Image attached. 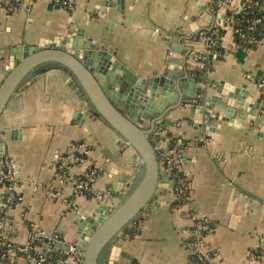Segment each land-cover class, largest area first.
Wrapping results in <instances>:
<instances>
[{"label":"crops","instance_id":"crops-1","mask_svg":"<svg viewBox=\"0 0 264 264\" xmlns=\"http://www.w3.org/2000/svg\"><path fill=\"white\" fill-rule=\"evenodd\" d=\"M67 1L68 5L60 0H21L11 10L0 3V81L10 70L11 51L23 50L21 42L55 41L64 46L69 31L76 29L87 42L96 39L99 46H111L119 61L142 76L160 72L169 56L183 60L190 70L196 64L195 54L203 52L196 32L210 27L215 19L223 20V9L215 14L212 0ZM222 27L217 45L223 52H208L210 68L200 76L189 74L200 83L201 96L196 94L166 110L168 122L158 120L153 125L151 119L137 118L141 127L153 125L151 135L160 133L156 154L161 168H165L162 155L170 138L179 136L183 141L177 165L188 174L187 201L174 205L172 188L162 187L165 193L141 210L118 238L122 242L119 250L125 254L112 251L107 244L99 254V264H200L183 243L189 234L191 221L186 211L190 209L204 211L214 223L206 241L216 251L214 259L219 264H264V256L248 259L249 249L261 244L264 236V117L253 118L264 114V85L258 83L264 81V34L255 46H240L234 41L232 25ZM175 44L185 53L171 52L170 46ZM181 69L178 66L177 71ZM66 72L58 62L39 63L22 78L0 113V173L4 164L11 165L13 188L20 194L10 205L8 189L0 185V231L5 241L15 243L28 241L37 228L58 232L63 245L71 250L58 264H75L76 260L82 263L83 257L73 251V244L79 241L74 218L93 214L101 202L116 206L135 185L143 164L134 148L119 142L118 131L100 115L74 118V112L82 108L81 101L66 84ZM214 80L227 85L223 91L244 83L247 98H260L256 112L237 109L220 123L203 121L214 130L198 129L200 116L190 117L188 110L199 96L203 104L204 99L209 101L210 107L204 111L214 109L218 115L226 111V103L215 100ZM72 142H83L89 151L84 162L69 167V175L83 173L89 164L98 170L90 195H74L72 182L55 175L56 155ZM112 171L131 179L126 191L109 192ZM166 176L171 179L168 171ZM54 249L45 244L35 248L37 252ZM8 255L6 264H36L24 255Z\"/></svg>","mask_w":264,"mask_h":264},{"label":"water","instance_id":"water-1","mask_svg":"<svg viewBox=\"0 0 264 264\" xmlns=\"http://www.w3.org/2000/svg\"><path fill=\"white\" fill-rule=\"evenodd\" d=\"M66 42L64 46L55 41L36 45L21 42L22 51H11L13 59L9 63L10 70H7L6 76L0 81V113L4 111L8 97L28 71L39 63L55 61L66 68V84L81 101L83 109H77L74 118L80 120L86 116L92 118L100 115L118 131L121 138L119 142H126L134 148L135 156L143 164V170L133 188L113 208L101 202L94 208L93 214L82 213L74 218L79 241L73 244V251L83 257L82 263L76 260L75 264H99L102 249L111 244L112 251L119 250L122 242L118 238L126 231L127 224L141 210L148 208L160 194L165 193L162 187L173 186V180L168 179L166 169L159 164L156 149L160 145V133L155 131L151 135L153 125L158 120L168 122L164 116L166 110L185 103V99L195 97L203 90L196 77L189 76L191 72L186 68L187 64L175 56L168 57V64L160 72L155 70L152 75L142 76L119 61L111 46H99L96 39L87 42L79 29L69 31ZM170 51L185 53L176 44L170 46ZM178 66L182 68L180 71H177ZM213 82L216 84L215 100L226 103V111L221 115L214 109L204 111V107L208 108L210 104L207 99H204L206 102L203 104L200 94L197 103L192 102L188 110L190 117L200 116L196 124L198 129L205 127L207 130H214L215 127L204 124L203 121L210 123L211 120H216L220 123L232 117V112L237 109L256 112L255 107L260 98L257 97L254 101L247 98L248 91L244 83L223 91V86H227L224 82ZM139 116L151 119L153 125L150 128L141 127L137 123ZM239 116L242 117L241 114ZM261 117L264 114L253 116L257 121ZM170 143L171 138L165 150L169 149ZM110 178V193L126 191L131 183V179L119 176L114 171ZM61 248L68 251L65 255L71 252L69 245L55 247L54 252ZM119 253L125 254L123 250H119Z\"/></svg>","mask_w":264,"mask_h":264},{"label":"built area","instance_id":"built-area-1","mask_svg":"<svg viewBox=\"0 0 264 264\" xmlns=\"http://www.w3.org/2000/svg\"><path fill=\"white\" fill-rule=\"evenodd\" d=\"M31 1V0H30ZM59 1V0H58ZM61 3L68 5L67 0H60ZM0 3L4 4L6 8L15 7L12 5L10 0H0ZM212 5L214 6V13L221 11L223 9V20L215 21L211 24L210 27L199 29L196 34L197 37L203 43V52L197 54L196 57L204 58L208 52H211L214 49L215 44H217L216 35L218 34V28L222 27L225 23H230L233 27V36H237L243 42L256 43L258 38H256L251 32L259 28L260 25H264V0H212ZM203 61L199 62V65L202 66ZM258 83L262 86L264 85L263 80H258ZM89 148L83 144V142H72L69 145V148L65 151L58 153L54 161V170L56 177L61 181L70 180L73 184V193L74 195L88 194L92 190V183L95 177L98 174V170L92 164H89L85 171L81 174H78L74 177L69 175L68 169L72 164L82 163L87 159ZM162 155L165 162V169L170 173V168L172 165H177V158L179 154L174 150L168 149ZM175 157V160L173 159ZM177 172L182 175L181 179L174 181L173 177V186L175 182H178L180 185L175 188L176 192H180L179 197H183L184 201L177 203L176 206H179L187 201L189 193H185L186 186L189 188V179L186 172L181 171L177 165ZM3 176L9 180L6 188L8 190L12 189L14 186V178L12 174L11 165L7 164V171ZM2 175L0 176V179ZM172 186V188H173ZM12 197L8 196V202L11 201ZM187 217L190 219L191 223L189 225V234L183 243L188 247L190 254L194 257L200 264H219L215 259L216 251L210 248L207 244L206 237L211 234L214 229V223L210 217L202 210L190 209L186 211ZM2 225V220L0 217V227ZM35 240H41L47 247L55 246L59 247L64 246L62 238L58 232L48 233L37 228L32 238L24 243H15L12 241H5L4 235L0 231V244L6 245L7 254H14L15 252H20V255H24L29 259H32L36 264H58L59 261L64 260L65 258L58 257L56 260L52 259L50 255L43 252L33 253L36 248L34 244ZM262 244L264 247V236L262 237ZM260 244H256L254 247L250 248L248 251V259L250 261H256L258 257L264 256L262 251L256 252ZM262 247V248H263ZM60 252L66 254L68 252L66 249H60ZM5 252L0 253V264L3 263L5 257Z\"/></svg>","mask_w":264,"mask_h":264},{"label":"trees","instance_id":"trees-1","mask_svg":"<svg viewBox=\"0 0 264 264\" xmlns=\"http://www.w3.org/2000/svg\"><path fill=\"white\" fill-rule=\"evenodd\" d=\"M21 0H10V2L12 3V5H15V7L20 3ZM14 8V7H12ZM12 8H9V10H11ZM223 32V27H219L218 28V34L216 35V39L219 38V36H221ZM256 38H258L257 42L254 43H248L246 44V42H243L242 40H240L237 36H234V41L235 43L239 44L240 46H255L259 39L263 36L264 34V25H260L258 29H256L255 31L251 32ZM197 35V34H196ZM198 38V37H197ZM213 50H216V51H221V53L223 52V48H221L220 46H218L217 44H215L214 46V49ZM202 52H197L195 55L197 54H201ZM195 60H196V64L192 67V69L188 70L190 72H194L195 75L197 76H200L202 74H204V72L210 68V65L208 64V58H207V54L204 58H201V57H196L195 56ZM200 61H203L204 64L202 66L199 65V62ZM168 135H170L168 133ZM171 136V135H170ZM183 148V141H181V138L179 136H172L171 138V143H170V149H173L175 152L179 153V149ZM163 160H166V158H163ZM175 160V157L173 158ZM164 162V161H163ZM164 165H165V162H164ZM5 171H7V166L6 164L3 165V168H2V172L0 173V176L2 175V178L0 179V185H3L4 187H6L9 183V180H7L3 174L5 173ZM98 172V171H97ZM170 175L171 177H173L174 181H177L178 179H181L182 178V175L180 173L177 172V165H175V161H174V165H172V167L170 168ZM180 184L178 182H175L174 183V186L172 188L173 192H174V200H173V204L176 205L177 203H181L182 201H184V198L183 197H179L180 196V192H176L175 188L177 186H179ZM185 186V184H184ZM185 189V193H189V188L186 186ZM89 194V193H88ZM90 195V194H89ZM6 196H11L12 199L11 201H9V204L10 205H13L15 204V202H17L20 198V194L18 191H16L14 188L8 190V192L6 193ZM0 216L1 213H0ZM43 242L41 240H35L34 241V244H42ZM44 245V244H43ZM263 244L261 243L258 248L256 249V252H260V251H263ZM2 252H5V257L3 259V263L2 264H6L7 261L9 260V258L7 256H9L7 254V251H6V245L5 244H0V253ZM33 253H36L37 250H32ZM44 253L50 255V257L52 259H57L58 257H66L67 255H65L64 253L58 251V252H53V251H45ZM15 256H18L20 255V252H15L14 253ZM194 260L195 258L192 257Z\"/></svg>","mask_w":264,"mask_h":264}]
</instances>
